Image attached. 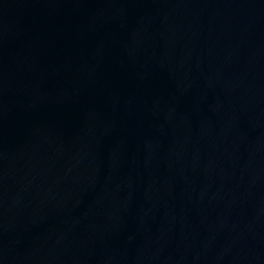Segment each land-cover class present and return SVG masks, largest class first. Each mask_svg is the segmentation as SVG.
Listing matches in <instances>:
<instances>
[{
  "label": "water",
  "instance_id": "obj_1",
  "mask_svg": "<svg viewBox=\"0 0 264 264\" xmlns=\"http://www.w3.org/2000/svg\"><path fill=\"white\" fill-rule=\"evenodd\" d=\"M0 264H264V0H0Z\"/></svg>",
  "mask_w": 264,
  "mask_h": 264
}]
</instances>
